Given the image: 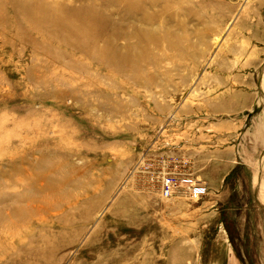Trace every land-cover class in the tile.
Returning <instances> with one entry per match:
<instances>
[{
	"label": "rangeland",
	"instance_id": "374dc122",
	"mask_svg": "<svg viewBox=\"0 0 264 264\" xmlns=\"http://www.w3.org/2000/svg\"><path fill=\"white\" fill-rule=\"evenodd\" d=\"M154 1L165 60L118 74L33 27L120 46L118 7L0 0V264H264V0Z\"/></svg>",
	"mask_w": 264,
	"mask_h": 264
},
{
	"label": "bare ground",
	"instance_id": "6f19581e",
	"mask_svg": "<svg viewBox=\"0 0 264 264\" xmlns=\"http://www.w3.org/2000/svg\"><path fill=\"white\" fill-rule=\"evenodd\" d=\"M105 4L107 6L118 7L120 13L122 14V17H121V19L123 21L122 23L132 24L133 29L136 30V32H137L133 36L134 41H132L130 37L125 35V37L123 36V38H122L123 44H121L120 46L118 44L114 43V42H116V39H114V41L105 42V46L102 49H99L96 46V43H95L96 42L95 41L96 36H94V34L90 35L91 40L89 41L88 44L80 42L79 38H82V36H84L85 33L81 32L79 30H76V28H74V26L72 25L70 20L64 19L62 17H60V18L57 17V18L52 20V19H49L48 17H46L45 15H43L42 18H40L39 20H36L34 22L33 27L35 29L42 28V27H45V24L48 23V24H51L50 27H52L54 32H62L64 30L69 31L71 33L75 32L76 33L75 34L76 35L75 40L77 42H75L72 45V43H69L70 42L69 40H68L69 41L68 42V41H64V39H62V43H65L66 46H69L68 48L71 49V51H74L76 53H81L82 55L84 54V55L88 56L89 59L93 63H95L98 66H101V67L108 69V71L110 70L109 72H114V73H118V74L119 73L120 74H125V73L126 74H136L135 72L142 71L143 68H146L148 66H151L153 68L159 67L160 63L165 60V58H164L165 55H163V54L159 55L161 53V51L160 52L158 51V53H157V50H158L157 47H158L160 41H159L158 37L156 36L155 32L152 30L153 26H155V23H157V21L159 19V15H160L159 11H157L158 9L155 10L157 8V3L154 0L153 1H146V0H144V1L143 0H106ZM148 10H151V13H148ZM162 10H163V8L160 9V12ZM24 11L26 14L31 12V10L29 8H25ZM123 26H125V25H123ZM50 27H49V29H50ZM141 27H144L146 29L148 28L147 30L150 32L152 30L151 33H153V34L150 33L149 35H146L143 31V28H141ZM122 28H124V27H122ZM172 43L173 44H171L170 46L174 45V47L178 46L177 48H179V45L176 42H172ZM150 46H152V49H150ZM176 53L177 52H175V54L173 53L172 55L175 56V55H177ZM187 58H188V56H187ZM174 68H176V67H174ZM138 83L146 84L147 81H145L144 78H141L140 82H138ZM30 191L28 189L24 193L22 192L23 194L20 193V195L16 194L15 196H13L12 197V201H13L12 204L15 206L14 203L22 201V199H25L26 197H28L29 194H31ZM16 204H18V203H16ZM11 206H10V209H12V212L10 215H12V217L10 219H13L14 221L17 219L21 220V216L25 210H22V209L18 210V209H15L13 207L11 208ZM0 207H5V205L4 206L0 205ZM27 213H28V210L25 214L27 215ZM24 217H25V215H24ZM8 219H9V215H8ZM7 220H5V221H7ZM13 220H11L12 221L11 223H8L10 225L7 224L6 226H4L2 224V227L0 226V257H6V256L8 257V255L13 254V252L15 250L14 245L17 243L18 244L23 243L20 240H17L16 238L19 237L22 233H26V231L24 229L27 227H24V229H22L21 231L14 232V231H12V228H11L13 226V223H14ZM7 222H5V223H7ZM19 222H21V221H19ZM26 248H27V246H26Z\"/></svg>",
	"mask_w": 264,
	"mask_h": 264
},
{
	"label": "built area",
	"instance_id": "2783aa9c",
	"mask_svg": "<svg viewBox=\"0 0 264 264\" xmlns=\"http://www.w3.org/2000/svg\"><path fill=\"white\" fill-rule=\"evenodd\" d=\"M178 179L171 174L162 175L160 178V192L163 198L172 196L174 188L177 186Z\"/></svg>",
	"mask_w": 264,
	"mask_h": 264
}]
</instances>
